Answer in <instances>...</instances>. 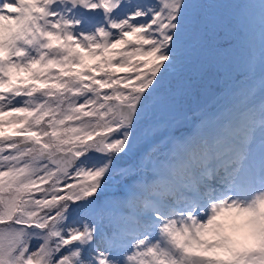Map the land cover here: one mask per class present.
I'll return each instance as SVG.
<instances>
[{"label": "snow or ice", "instance_id": "1", "mask_svg": "<svg viewBox=\"0 0 264 264\" xmlns=\"http://www.w3.org/2000/svg\"><path fill=\"white\" fill-rule=\"evenodd\" d=\"M214 2L0 0V264H264V0ZM222 49L216 109L185 72Z\"/></svg>", "mask_w": 264, "mask_h": 264}, {"label": "rangeland", "instance_id": "2", "mask_svg": "<svg viewBox=\"0 0 264 264\" xmlns=\"http://www.w3.org/2000/svg\"><path fill=\"white\" fill-rule=\"evenodd\" d=\"M230 1H232V0H219V1H216L213 4H211L210 6H208L206 10L212 13V8L216 4V6H217L218 9H220V7H222V11H224L225 13H227L228 10H229V8H230L229 7V5L231 4ZM224 2H225V5L223 4ZM229 17H232V16H229ZM213 18L216 19V15H213ZM124 74L125 73H119V75H124ZM219 101L220 102H223L222 99H219ZM230 103H232L231 100L228 101V104H230ZM224 105H226V104H224ZM221 106H223L222 103L221 104H217L214 107H210V108L219 109ZM174 128H176V127H174ZM173 129H169V132L172 135H174V136H178L179 137V136H185V135H187L185 133L183 135L180 134V133H174L173 132ZM128 179H131V178H129V177H117L116 181L113 184H111L109 187H113V186L117 187V186H119V189L121 190L120 195H113L112 193H109V194H107L104 197L105 202H108V201L111 202V206H114V207L117 206V207L122 208L123 214H121V215H127V212L126 211H128V205L130 203L131 204H134L135 207L138 204V201L129 200L128 198H126L124 196V192H125V189H124L125 185L124 184H125V182H128L129 181ZM134 210L135 209H133V211ZM107 211H108V213L111 215V217L114 220H118L119 217L121 216V215L120 216L114 215V213L111 210V208L107 209Z\"/></svg>", "mask_w": 264, "mask_h": 264}, {"label": "water", "instance_id": "3", "mask_svg": "<svg viewBox=\"0 0 264 264\" xmlns=\"http://www.w3.org/2000/svg\"><path fill=\"white\" fill-rule=\"evenodd\" d=\"M193 76H194V74L191 71L185 72V77H186L185 79H191L192 80ZM214 91H215V89L210 88L204 93V95L202 97H195V95H194L192 97V100L198 101L200 104H203L214 93ZM192 105L194 106V104H192Z\"/></svg>", "mask_w": 264, "mask_h": 264}, {"label": "bare ground", "instance_id": "4", "mask_svg": "<svg viewBox=\"0 0 264 264\" xmlns=\"http://www.w3.org/2000/svg\"><path fill=\"white\" fill-rule=\"evenodd\" d=\"M129 181H134L133 179H128Z\"/></svg>", "mask_w": 264, "mask_h": 264}]
</instances>
